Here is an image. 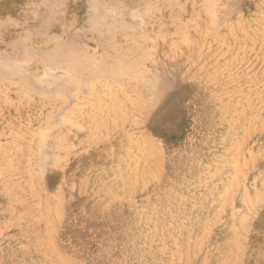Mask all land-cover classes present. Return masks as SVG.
<instances>
[{
  "label": "rangeland",
  "instance_id": "374dc122",
  "mask_svg": "<svg viewBox=\"0 0 264 264\" xmlns=\"http://www.w3.org/2000/svg\"><path fill=\"white\" fill-rule=\"evenodd\" d=\"M0 264H264V0H0Z\"/></svg>",
  "mask_w": 264,
  "mask_h": 264
},
{
  "label": "bare ground",
  "instance_id": "6f19581e",
  "mask_svg": "<svg viewBox=\"0 0 264 264\" xmlns=\"http://www.w3.org/2000/svg\"><path fill=\"white\" fill-rule=\"evenodd\" d=\"M117 35H118V34H117ZM142 36H143V35H142ZM109 37H110V36H109ZM133 39H134V38H133ZM112 42H113V41H112ZM132 42H133V41H132ZM137 43H138V42H137ZM137 43H136V44H137ZM119 44H120V43H119ZM112 45H113V43H112ZM116 46H117V45H116ZM118 46H120V45H118ZM114 47H115V46H114ZM110 48H111V47H110ZM131 48H132V47H131ZM169 48H171V47H169ZM114 49H116V48H114ZM119 49H120V48H119ZM123 50H124V49H123ZM130 50H131V49H130ZM130 50H129V51H130ZM136 51H137V50H136ZM121 52H122V51H121ZM132 52H133V51H132ZM132 52H131V55H132ZM140 52H141V51H140ZM122 53H124V52H122ZM133 55H134V54H133ZM124 56H125V55H124ZM126 57H127V56H126ZM126 57H125V58H126ZM136 57H137V56H136ZM144 57H145V56H144ZM138 58H139V57H138ZM130 60H131V59H130ZM130 60H129V61H130ZM133 60H136V59L133 58ZM127 61H128V60H127ZM129 61H128V62H129ZM123 62H124V61H123ZM125 64H126V63H124V65H125ZM130 64H131V63H130ZM122 65H123V64H122ZM122 65H121V66H122ZM137 65H138V64H137ZM137 65H136V66H137ZM125 66H126V65H125ZM139 66H140V65H139ZM142 66H143V65H142ZM123 67H124V66H123ZM140 67H141V66H140ZM138 68H139V67H137V69H138ZM121 69H123V68H121ZM128 69H131V68H128ZM132 69H133V68H132ZM140 70H142V69L139 68V71H140ZM119 71H120V70H119ZM119 71H118V73H119ZM116 72H117V71H116ZM120 72H121V71H120ZM125 72H126V69H125ZM126 73H127V72H126ZM123 74H124V71H123ZM129 74H131V72H130ZM135 74H136V73H135ZM138 74H140V73H138ZM133 75H134V74H133ZM128 76H129V75H128ZM136 76H137V75H136ZM131 77H134V76L131 75ZM109 93H110V92H109ZM95 95H96V94H95ZM98 95H99V94H98ZM108 95H109V94H108ZM111 95H112V94H111ZM97 98H98V97H97ZM97 100H99V99H97ZM98 102H100V101H98ZM70 116H71V115H70ZM67 118H68V117H67ZM71 118H72V117H71ZM72 120H74V118H73ZM72 120H71V122H72ZM80 122H81V121H80ZM88 123H89V122H88ZM69 127H70V125H69ZM70 128H71V127H70ZM71 132H72V131H71ZM68 133H69V131H68ZM28 136H29V135H28ZM14 137H15L14 139H16L17 136H14ZM29 137H30V136H29ZM14 139H12V140H13V144L15 143V142H14V141H15ZM17 139H18V138H17ZM35 139H36V138H35ZM12 140H11V141H12ZM33 143H34V142H33ZM17 149H18V148H17ZM15 150H16V149H15ZM20 152H21V150H20ZM19 154H20V153H19ZM19 156H20V155H19ZM22 157H23V156H22ZM26 159H27V158H26ZM26 162H27V161H26Z\"/></svg>",
  "mask_w": 264,
  "mask_h": 264
}]
</instances>
